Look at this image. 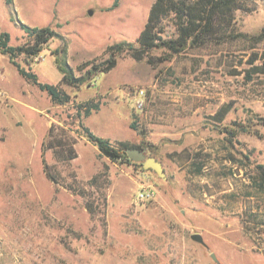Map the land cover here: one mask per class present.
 Returning a JSON list of instances; mask_svg holds the SVG:
<instances>
[{
    "label": "rangeland",
    "instance_id": "obj_1",
    "mask_svg": "<svg viewBox=\"0 0 264 264\" xmlns=\"http://www.w3.org/2000/svg\"><path fill=\"white\" fill-rule=\"evenodd\" d=\"M113 1L0 0V30L9 33V44L20 45L27 37L19 22L52 26L65 37V59L79 76L77 65L105 57L107 45L136 42L154 0H118L108 9ZM242 4L219 43L186 40L178 52L154 48L141 60L122 54L110 71L79 86L59 84L53 50L60 39L31 61L19 56L40 81L68 94L63 104L0 53V90L7 96L0 101V264H264V183L255 189L254 172L256 162L264 165V69L256 68L264 67L258 37L264 0ZM161 26L159 34L178 40L173 13ZM87 100L99 108L78 118L77 105ZM222 107L228 113L219 120L214 113ZM79 122L113 144L140 145L147 156L154 136L148 123L161 133L172 129L175 144L187 142L191 153H200L201 169L192 174L184 157L174 165L162 158V179L141 162L112 161ZM213 129L237 130L232 144L224 149L216 141L209 151L218 134ZM244 154L252 163L240 175ZM145 187L154 199L135 203ZM193 233L205 244L191 239Z\"/></svg>",
    "mask_w": 264,
    "mask_h": 264
},
{
    "label": "trees",
    "instance_id": "obj_2",
    "mask_svg": "<svg viewBox=\"0 0 264 264\" xmlns=\"http://www.w3.org/2000/svg\"><path fill=\"white\" fill-rule=\"evenodd\" d=\"M118 0H114L108 9L117 5ZM243 0H154L150 6L148 18L144 28L138 34L136 42H115L106 46L104 50L105 57L88 59L77 65V70L81 72L79 76H75L73 69L68 65L65 54L67 44L65 37L55 30L52 26L30 27L19 22L21 29L26 34L27 41L20 45L9 44L10 36L6 31L0 30V53L7 55L9 62L16 68L21 77L38 87L40 90L47 92L53 103L63 104L69 100L68 94L59 89L58 84L42 82L38 79L37 74L32 69L24 68L18 61L19 56L27 61L39 55L44 46L52 39H60L61 46L53 50L54 62L61 73L59 84L68 86H79L90 77L103 74L110 71L117 62L118 57L122 54L130 55L136 60L146 58L148 51L154 48H165L170 52H178L180 47H183L186 40H189L191 45L203 46L207 43L222 41L224 28L229 24L232 12L243 7ZM230 5V6H229ZM173 13L175 17V25L179 33L178 40L164 38L159 34L162 30V19L168 14ZM224 27V28H223ZM260 38H264V30L259 34ZM63 55V57L61 56ZM252 63V59L249 60ZM263 70V66L256 67ZM99 108V102L87 100L77 105L76 116H89L92 111ZM226 109L219 110L216 115L223 116ZM221 119V118H219ZM82 134L86 139L97 147L101 155H104L112 161L131 162L125 153V148L134 146L143 149L140 145L129 144L125 141L111 143L108 139L94 134L82 122L78 123ZM129 127L135 130L136 127L130 123ZM242 131H247L242 128ZM227 133L233 137L234 130H228ZM229 144H232L231 138H226ZM144 150V149H143ZM199 152H188L186 155L191 158L190 165L193 166V172H199L202 163L200 162ZM73 158L74 156H70ZM232 158V156L230 155ZM245 165L251 164L252 161L244 154ZM44 163V162H43ZM190 166V167H191ZM254 172L256 174V183L259 186L264 183V165L255 163ZM44 172L50 177L46 168Z\"/></svg>",
    "mask_w": 264,
    "mask_h": 264
},
{
    "label": "crops",
    "instance_id": "obj_3",
    "mask_svg": "<svg viewBox=\"0 0 264 264\" xmlns=\"http://www.w3.org/2000/svg\"><path fill=\"white\" fill-rule=\"evenodd\" d=\"M221 109H226V111L224 112V114H223V116L222 117H219V118H221V119H219V120H223L224 119V116L228 113V110H227V108H221ZM220 109V110H221ZM218 111H216L215 113H214V117H217L216 116V113H217ZM151 125L152 124H150L149 125V123H148V127H149V130H148V133H150V135H153L154 134V136L152 137V138H149V139H151V141H152V148L151 149H147V152H148V154L150 153L151 155H149V156H153V157H155L156 159H158V160H160L161 161V159L162 158H165V159H167V161H169V164L170 165H174L175 164V161H176V158L178 157V156H181V157H184V161L185 162H187V166H185L187 169H188V171H189V173L191 172L192 174L193 173H196V172H193L192 171V169L190 168V163H191V158H188L187 157V153L190 151V149H189V146H188V144H187V142L186 143H184V144H175L174 142H173V137H174V132H173V130L171 129V130H164V132L163 133H161V132H159V129L158 128H156L154 125L151 127ZM246 128V130L247 131H242L241 129L242 128ZM240 128V130L242 131V132H248V133H251L252 134V132H253V134H255L256 133V131L257 130H252L251 128H250V126L249 127H247V126H241V127H239ZM238 128V129H239ZM150 131V132H149ZM216 131V129H213L212 130V132H215ZM227 131L228 130H217L216 132L218 133L217 134V138H212L211 140H209V145H210V150L209 151H214V149H217L216 148V145H214L213 143L214 142H216V141H218L223 147H225L224 149H226L227 148V146H226V144L228 143L227 142V140H226V138H230L231 136L227 133ZM236 131L237 130H234V132H235V135H236ZM235 135L233 136V138L235 137ZM242 144V143H241ZM255 146H252V149H255L254 148ZM222 152H226V151H224V150H222ZM257 159V158H256ZM162 162V161H161ZM212 162H214L215 163V165H216V161H212ZM231 162V161H230ZM256 163H258V162H256ZM261 164V163H260ZM214 165V164H213ZM217 165H218V163H217ZM231 166H232V169H236V167L238 166V164L237 163H235V164H231ZM249 166V164H244V165H239V168H238V170H237V172H240V175H241V170L244 168V169H246L247 167ZM242 167V168H241ZM233 175H235V174H233ZM237 186V185H236ZM257 186H259V185H257ZM262 186V185H261ZM259 188H261L260 186L259 187H256L255 189L256 190H260ZM236 207V209H238L240 206H238L237 204L235 205ZM246 206L247 205H243L242 206V208L240 207V209H243V211L244 212H247V210H246Z\"/></svg>",
    "mask_w": 264,
    "mask_h": 264
},
{
    "label": "water",
    "instance_id": "obj_4",
    "mask_svg": "<svg viewBox=\"0 0 264 264\" xmlns=\"http://www.w3.org/2000/svg\"><path fill=\"white\" fill-rule=\"evenodd\" d=\"M88 13L92 14V10H88ZM124 150L129 159L134 162H141L144 169L150 168L162 179L166 178L165 171L160 160L156 159L153 156H147L143 149H139L134 146H128ZM190 237L191 239L203 245L205 244L202 236L199 233H193ZM210 255L212 259L217 262L216 256L213 253H211Z\"/></svg>",
    "mask_w": 264,
    "mask_h": 264
},
{
    "label": "built area",
    "instance_id": "obj_5",
    "mask_svg": "<svg viewBox=\"0 0 264 264\" xmlns=\"http://www.w3.org/2000/svg\"><path fill=\"white\" fill-rule=\"evenodd\" d=\"M140 95L143 93L142 90L138 92ZM7 99L6 94L0 90V101L4 102ZM141 106V103H140ZM155 197V191L151 187L140 188L134 197L135 203L148 202Z\"/></svg>",
    "mask_w": 264,
    "mask_h": 264
}]
</instances>
